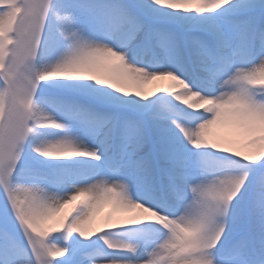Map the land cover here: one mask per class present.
<instances>
[{
    "label": "snow or ice",
    "instance_id": "obj_1",
    "mask_svg": "<svg viewBox=\"0 0 264 264\" xmlns=\"http://www.w3.org/2000/svg\"><path fill=\"white\" fill-rule=\"evenodd\" d=\"M260 73L264 0H0L2 264H264ZM164 79L182 81L201 101L189 107L171 85L144 92ZM52 81L119 94L121 110L84 126L94 146L70 134L71 111L66 123L42 107L38 90ZM64 102L84 103L74 94ZM218 124L234 133L210 137ZM52 130L64 135L42 138ZM28 150L35 167L18 180ZM70 159L95 168L84 182L64 177L71 192L36 182L57 173L52 162ZM113 196L137 214L92 228L104 204L114 209ZM146 224L159 236L139 228ZM131 226L138 239L113 238ZM186 230L195 234L191 245L181 241Z\"/></svg>",
    "mask_w": 264,
    "mask_h": 264
},
{
    "label": "rangeland",
    "instance_id": "obj_2",
    "mask_svg": "<svg viewBox=\"0 0 264 264\" xmlns=\"http://www.w3.org/2000/svg\"><path fill=\"white\" fill-rule=\"evenodd\" d=\"M42 62H44V61H42ZM59 83L61 84V83H63V81H59ZM66 84V83H65ZM57 86V84H56V82L55 81H52V82H45L43 85H41V89L40 90H38V97H41V98H43V99H45L44 97H43V95L44 94H74V95H82V94H84L85 93V91L84 90H80V89H78V88H68V87H65L64 89H63V87H56ZM161 86H156V89H154V90H152V91H149L148 89H146V87H145V85H143V90H144V92L145 93H147L149 96H151L153 93H159L160 91H161V88H160ZM74 89H77L78 91H80V92H78V91H75ZM86 92H89V96H87V97H89V98H92V100H90V99H87V101H88V103L89 104H93L95 107H96V104L94 103V102H96V103H98L97 105H99L100 107H108V108H115L114 106H112V105H110L111 103H114V102H116V100H115V98L116 97H112V95H108V96H106V97H103V96H101V97H97V96H95V95H93V93H92V91L90 90V89H87V91ZM46 100V99H45ZM112 100V101H111ZM109 101V102H108ZM60 102H58V104H59ZM142 103H143V101H142ZM117 110H120L119 108H117V109H115L114 111H117ZM99 111V110H98ZM113 111V112H114ZM46 136H44L43 135V137L42 138H47V136H51L50 134L48 135V134H45ZM72 135V134H71ZM82 135H81V132L79 131V132H77V134H76V138L77 139H79L80 137H81ZM93 143V142H92ZM86 145H90L89 143H87ZM33 157H34V154L33 153H31V151L30 150H28V151H26L25 152V154H24V156L22 157V160H21V163H20V165L18 166L19 167V171H18V173H17V179L18 180H22V176H24V179H25V177H27V175L29 174V173H31L32 172V169L33 168H31L32 167V163H33ZM52 164H54L53 162H52ZM57 166H59V167H61V168H63L64 166L63 165H57ZM212 165H209L208 167H211ZM215 165H213V167H214ZM60 170V169H59ZM69 170V169H68ZM68 170H66V172L65 173H62V174H58L57 173V175H59L61 178H63V177H69V176H71V178H74V174L75 173H73V169H71V171H68ZM72 174V175H71ZM72 186V185H71ZM64 187H66V185L65 186H62V187H60L61 189H64ZM72 191V188H70V189H68V191H65V190H60V191H58L57 190V192H59L61 195H63L64 193H67V192H71ZM1 196L3 197V195L1 194ZM4 198V197H3ZM3 213L1 212V210H0V219H2L3 217H4V215H2ZM22 235V234H21ZM51 235H53V233H50V236ZM113 238L114 239H118V240H120L121 238H120V236H119V233L118 234H116V235H113ZM127 239L129 240V237L127 236ZM69 240L71 241V238H69ZM19 242L21 243V244H24L25 242L22 240V239H19ZM101 245H102V241L99 243V246L101 247ZM90 248H92V247H90ZM92 249H95V247H93ZM56 259H59V258H56ZM1 263V262H0Z\"/></svg>",
    "mask_w": 264,
    "mask_h": 264
},
{
    "label": "bare ground",
    "instance_id": "obj_3",
    "mask_svg": "<svg viewBox=\"0 0 264 264\" xmlns=\"http://www.w3.org/2000/svg\"><path fill=\"white\" fill-rule=\"evenodd\" d=\"M48 61L45 59L44 60V62L43 63H47ZM115 62V61H114ZM113 62V63H114ZM56 82V84L57 85H61V84H69V83H75V82H68V81H63V83H59V81H55ZM174 83V82H173ZM111 95H112V97H116V96H118L119 94H116V93H114V92H111ZM106 96H108V94L107 93H105L104 95H103V97H106ZM129 99H134V98H129ZM112 101V100H111ZM109 102V101H108ZM114 103H116V102H114ZM141 103H142V101H141ZM74 122H75V120H74ZM234 133V129L230 126V125H225V124H218V125H214V126H212L210 129H209V136L210 137H215V136H224V135H232ZM81 137L78 139V140H80V141H82L84 144H87L88 142H92V141H94L93 139H92V137L91 136H89V135H87V134H82L81 133ZM72 136H76V134H72ZM58 137H60V136H58ZM58 137H56V138H58ZM52 139H55V138H52ZM88 141V142H87ZM76 160V162H77V168H76V170H88V169H90V168H93V165L92 164H90V163H85V162H79V161H81V160H79V159H74V161ZM71 165H74V164H71ZM91 173H94V171H92ZM49 190H54V188H50ZM137 191V190H136ZM138 192V194H135L134 193V195L135 196H138V197H141L142 199H144L146 202H150V201H147V196H146V194L143 192V191H141V190H139V191H137ZM0 206L1 207H4L3 206V204H2V202H1V199H0ZM71 210V208L70 207H67L66 209H65V211L64 212H67V210H68V212ZM139 210H137V212H138ZM97 214L99 215V217H100V219H99V221H98V224H97V228L96 229H99L98 227H99V225H100V223H101V225H103L108 219H109V217H111V219L113 220V221H120L121 223H123L125 220H127L128 218H131L132 216H134V215H136L137 213L135 212L134 214H132V215H125V214H120L119 212H114V210H112V211H108V214L109 215H107V216H105L106 214H104V215H102V213H100V212H97ZM96 216V215H95ZM139 228L140 229H150L151 230V232H152V234H153V236L154 237H156V236H159V232L157 231V229H158V226H155V225H149V224H146V225H141V226H139ZM137 229H136V227L135 226H131V227H129V228H125V229H119V230H117L116 232H115V234L114 235H116V234H118L119 233V236H120V240H128L127 239V236L129 237V241H131V240H136V239H138L137 237H135V236H133V235H130L129 233L130 232H132V231H136ZM89 235H92V232L90 231L89 232ZM94 244V246L95 247H97V248H99V244H96V243H93Z\"/></svg>",
    "mask_w": 264,
    "mask_h": 264
},
{
    "label": "clouds",
    "instance_id": "obj_4",
    "mask_svg": "<svg viewBox=\"0 0 264 264\" xmlns=\"http://www.w3.org/2000/svg\"><path fill=\"white\" fill-rule=\"evenodd\" d=\"M258 79L264 80V73H260ZM175 89V91H173ZM170 91H173L178 95V98L182 100V102H185L189 105V107H195L197 103L201 101V98L195 94V93H190L187 91L186 85L182 81L176 80L174 83L170 86ZM213 105L211 102L208 103V107H212ZM231 107H237L239 106L238 102H231L230 103ZM111 202L114 204V210H129L128 206L125 204H122L118 201L115 200V197H111ZM194 232L191 230H186L184 232V235L181 237V241L185 242L189 245L194 243Z\"/></svg>",
    "mask_w": 264,
    "mask_h": 264
}]
</instances>
